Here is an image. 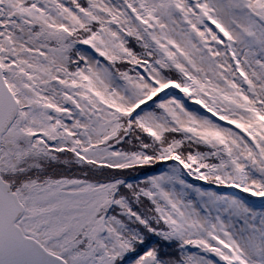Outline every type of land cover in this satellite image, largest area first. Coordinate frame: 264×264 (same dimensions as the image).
Instances as JSON below:
<instances>
[{"label":"snow or ice","instance_id":"snow-or-ice-1","mask_svg":"<svg viewBox=\"0 0 264 264\" xmlns=\"http://www.w3.org/2000/svg\"><path fill=\"white\" fill-rule=\"evenodd\" d=\"M0 264H264V0H0Z\"/></svg>","mask_w":264,"mask_h":264},{"label":"trees","instance_id":"trees-1","mask_svg":"<svg viewBox=\"0 0 264 264\" xmlns=\"http://www.w3.org/2000/svg\"><path fill=\"white\" fill-rule=\"evenodd\" d=\"M166 91H167L169 94H170L171 92H174L175 94L183 95V96H184V94L181 93L178 89H168V90H166ZM164 95H165V93H160V96H164ZM158 98H159V97L154 98V99H158ZM185 98L187 99V97H185ZM187 100H188V99H187ZM188 101H190V100H188ZM190 102L193 103V101H190ZM150 103H152V102L150 101ZM170 163H172V162L169 161V162L161 163V164H159V165L154 166L152 169L149 170V174H158L160 171H164V170H166V169H167V165L170 164ZM141 175H142V174H141ZM188 180H189V182H194V183H196L197 185L200 184L201 186L204 185V187H205V184H204V182H202V181H194V178H192V177H189ZM206 187H208V185H207ZM222 190H223V189H222ZM227 190H228V189H227ZM246 196H249V194H247ZM251 200L254 201L256 205H258V206H262L261 201L259 200V198L252 197Z\"/></svg>","mask_w":264,"mask_h":264},{"label":"rangeland","instance_id":"rangeland-1","mask_svg":"<svg viewBox=\"0 0 264 264\" xmlns=\"http://www.w3.org/2000/svg\"><path fill=\"white\" fill-rule=\"evenodd\" d=\"M81 47H85V48H86L87 46H81ZM170 95H174L177 99H181V100L185 103L186 107H188L190 110L198 111L200 114H203V115L211 116L210 113H207L206 109H203V108H201L200 105H196L195 103H192V102L188 101V100L185 98V96L175 94L174 92H171ZM149 104H151V103L149 102ZM213 119H218V118L213 117ZM220 123L226 125V122H224V121H220ZM226 126H228V125H226ZM229 127H234V126H229ZM198 186H201V185L199 184ZM206 186H207V185H205V187H206ZM203 187H204V185H203ZM212 187H213V189H215V186H212ZM222 191H223V192H226V193H228V194H232V193H237V194H239V193H238V190H235V189H228V190L223 189ZM241 195H243V196L246 197V198L248 197V196H246L247 194H241ZM256 206H257V207H261V206H258V205H256Z\"/></svg>","mask_w":264,"mask_h":264}]
</instances>
